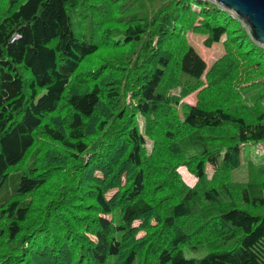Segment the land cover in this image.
I'll use <instances>...</instances> for the list:
<instances>
[{
  "label": "trees",
  "instance_id": "obj_1",
  "mask_svg": "<svg viewBox=\"0 0 264 264\" xmlns=\"http://www.w3.org/2000/svg\"><path fill=\"white\" fill-rule=\"evenodd\" d=\"M245 28L203 1L0 0V264H264V163L230 179L264 142ZM187 32L225 53L208 67ZM61 172L74 186H47Z\"/></svg>",
  "mask_w": 264,
  "mask_h": 264
},
{
  "label": "rangeland",
  "instance_id": "obj_2",
  "mask_svg": "<svg viewBox=\"0 0 264 264\" xmlns=\"http://www.w3.org/2000/svg\"><path fill=\"white\" fill-rule=\"evenodd\" d=\"M186 34H187L189 43H191L196 48V50L201 54V56L205 60L206 65L208 67L219 56L225 53L224 46L222 43L223 38L220 41L215 42L211 47H205L202 43L204 36L194 34L191 32H187ZM248 35L250 37L249 33ZM108 50L106 48H101L96 54L87 57L85 61H83L82 64L80 65L79 72H85L87 68L100 67L101 66L100 63L103 62V59L107 58L111 54L110 49ZM204 76L206 77V74ZM204 76L202 77V81L205 83ZM201 89L202 87L193 92L186 94L181 99V101L185 102L186 104H190V105L197 104L199 101L198 93ZM85 158L87 159L88 156H85ZM162 159H163V156L159 158V162H161ZM45 162L51 164L49 165V167L52 170L58 167V165L56 163H53L51 160H46ZM77 162H79V160H77L76 163ZM162 163H164V161H162ZM168 163L171 164L172 162H168ZM260 163H264V142L243 144L241 146V163L238 167L232 170L230 179L235 182H246L250 180L255 173V166ZM52 164H56V166H52ZM69 166L70 165H67L63 169H67L69 168ZM208 170L210 169L208 168ZM178 173L180 174L181 178L189 186H192L196 182V177L190 171H188L184 166H181L178 168ZM164 174H165V171H162V172H150L149 171L147 177L150 176L151 178H153V176H161ZM71 176H72V172H61V173H56V175L51 174V180H50L51 182H49L47 186H54L57 181H60L59 186H74L73 184L74 181L70 179ZM77 178L81 180L82 185H86L89 187L88 185L89 175L87 174V168L85 171L81 172L80 174H77ZM84 194L85 193L81 195H84ZM110 194L111 192L108 193V196ZM84 198L87 202L89 203L92 202V199L88 198L86 195L84 196ZM142 234L143 232H140L138 235L141 236ZM90 237L93 238V236H90ZM207 252L208 251L206 249L198 250V249L191 248L189 245H184L182 247V253L184 257L186 258H199V257L204 256Z\"/></svg>",
  "mask_w": 264,
  "mask_h": 264
},
{
  "label": "water",
  "instance_id": "obj_3",
  "mask_svg": "<svg viewBox=\"0 0 264 264\" xmlns=\"http://www.w3.org/2000/svg\"><path fill=\"white\" fill-rule=\"evenodd\" d=\"M246 27L251 39L264 48V0H216Z\"/></svg>",
  "mask_w": 264,
  "mask_h": 264
},
{
  "label": "built area",
  "instance_id": "obj_4",
  "mask_svg": "<svg viewBox=\"0 0 264 264\" xmlns=\"http://www.w3.org/2000/svg\"><path fill=\"white\" fill-rule=\"evenodd\" d=\"M190 1V4H191V8H197L198 6V3L200 1H203V2H206V3H209V4H213V5H217L218 7L222 8L217 2L216 0H189ZM224 9V8H222ZM225 10V9H224ZM230 14L233 16V17H236L232 12H230Z\"/></svg>",
  "mask_w": 264,
  "mask_h": 264
},
{
  "label": "clouds",
  "instance_id": "obj_5",
  "mask_svg": "<svg viewBox=\"0 0 264 264\" xmlns=\"http://www.w3.org/2000/svg\"><path fill=\"white\" fill-rule=\"evenodd\" d=\"M229 12V11H228Z\"/></svg>",
  "mask_w": 264,
  "mask_h": 264
}]
</instances>
